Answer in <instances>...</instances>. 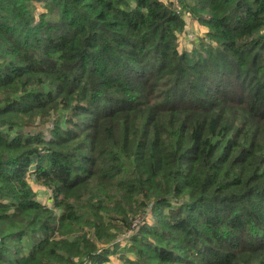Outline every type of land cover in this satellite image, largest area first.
I'll return each mask as SVG.
<instances>
[{"label": "trees", "instance_id": "16d2710c", "mask_svg": "<svg viewBox=\"0 0 264 264\" xmlns=\"http://www.w3.org/2000/svg\"><path fill=\"white\" fill-rule=\"evenodd\" d=\"M115 253L264 264V0H0V264Z\"/></svg>", "mask_w": 264, "mask_h": 264}, {"label": "rangeland", "instance_id": "374dc122", "mask_svg": "<svg viewBox=\"0 0 264 264\" xmlns=\"http://www.w3.org/2000/svg\"><path fill=\"white\" fill-rule=\"evenodd\" d=\"M169 4H176L177 0H164ZM187 25L185 27V33L180 36V49H190L193 46V39L198 36L206 34L207 29L200 25L197 21H191L190 17L186 18ZM31 185L37 198L40 202L45 205L52 206L50 190L41 184L36 183L31 179ZM127 238L123 237L121 243L124 245L127 244ZM109 264H125L124 260L120 257V253H115L110 256Z\"/></svg>", "mask_w": 264, "mask_h": 264}]
</instances>
